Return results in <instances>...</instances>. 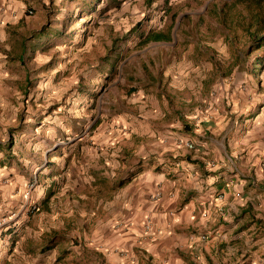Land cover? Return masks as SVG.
<instances>
[{
	"label": "rangeland",
	"instance_id": "1",
	"mask_svg": "<svg viewBox=\"0 0 264 264\" xmlns=\"http://www.w3.org/2000/svg\"><path fill=\"white\" fill-rule=\"evenodd\" d=\"M245 1L0 0V264H264L250 213L221 221L218 251L122 244L124 201L173 136L212 165L223 144H264V32Z\"/></svg>",
	"mask_w": 264,
	"mask_h": 264
},
{
	"label": "crops",
	"instance_id": "2",
	"mask_svg": "<svg viewBox=\"0 0 264 264\" xmlns=\"http://www.w3.org/2000/svg\"><path fill=\"white\" fill-rule=\"evenodd\" d=\"M198 139L173 136L169 152L172 157L144 171L134 184L135 202L124 201L122 244L131 246L134 257V249L139 247L152 255L181 246L188 252H200L203 247L218 251L230 226L221 222L226 216L232 212L250 213L264 219V144L244 150L223 144L218 153L226 165H212L208 154L213 148L198 143ZM193 142L196 149L188 150L187 144ZM248 163L255 165L254 175H246L250 172ZM157 193H161L160 199H155ZM210 229L211 240L205 243L196 244L200 238L188 235Z\"/></svg>",
	"mask_w": 264,
	"mask_h": 264
},
{
	"label": "trees",
	"instance_id": "3",
	"mask_svg": "<svg viewBox=\"0 0 264 264\" xmlns=\"http://www.w3.org/2000/svg\"><path fill=\"white\" fill-rule=\"evenodd\" d=\"M238 1H240V0H238ZM253 1H255L256 4L248 3L247 1H245V2H247V4H248L247 7L249 8V10H253L255 12V14L253 16V20L256 22L258 27L259 26L263 27L261 29V31L264 32V25H263L264 24V0H253ZM254 36H255V40L256 41L264 42V37H258V33L257 32H255ZM162 37L163 36H161V34H157V33H155V34L150 36V38L153 39V40H160V39H162ZM262 60L264 61V59H262V58L259 61L262 64H264L262 62Z\"/></svg>",
	"mask_w": 264,
	"mask_h": 264
},
{
	"label": "built area",
	"instance_id": "4",
	"mask_svg": "<svg viewBox=\"0 0 264 264\" xmlns=\"http://www.w3.org/2000/svg\"><path fill=\"white\" fill-rule=\"evenodd\" d=\"M187 147H188L189 149H194V145L191 144V143H188V144H187ZM160 197H161V193H157L156 196H155V199H160Z\"/></svg>",
	"mask_w": 264,
	"mask_h": 264
}]
</instances>
